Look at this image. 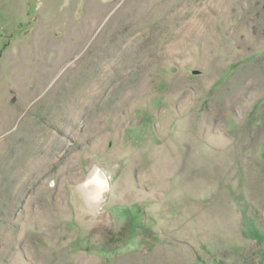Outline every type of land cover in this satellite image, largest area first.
<instances>
[{
  "label": "rangeland",
  "instance_id": "obj_1",
  "mask_svg": "<svg viewBox=\"0 0 264 264\" xmlns=\"http://www.w3.org/2000/svg\"><path fill=\"white\" fill-rule=\"evenodd\" d=\"M0 264H264V0H0Z\"/></svg>",
  "mask_w": 264,
  "mask_h": 264
},
{
  "label": "bare ground",
  "instance_id": "obj_2",
  "mask_svg": "<svg viewBox=\"0 0 264 264\" xmlns=\"http://www.w3.org/2000/svg\"><path fill=\"white\" fill-rule=\"evenodd\" d=\"M105 181V179L103 177H100L99 175L95 178L96 183H98L99 187H102V184H104L103 182ZM101 191V190H100Z\"/></svg>",
  "mask_w": 264,
  "mask_h": 264
}]
</instances>
